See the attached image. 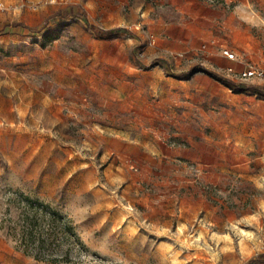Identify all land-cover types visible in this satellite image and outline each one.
<instances>
[{
	"label": "rangeland",
	"instance_id": "obj_1",
	"mask_svg": "<svg viewBox=\"0 0 264 264\" xmlns=\"http://www.w3.org/2000/svg\"><path fill=\"white\" fill-rule=\"evenodd\" d=\"M249 66L264 0H0V264H54L8 235L22 195L72 221L73 264L263 253L264 99L205 71Z\"/></svg>",
	"mask_w": 264,
	"mask_h": 264
},
{
	"label": "trees",
	"instance_id": "obj_2",
	"mask_svg": "<svg viewBox=\"0 0 264 264\" xmlns=\"http://www.w3.org/2000/svg\"><path fill=\"white\" fill-rule=\"evenodd\" d=\"M205 71L232 89L250 91L264 99V85L243 86L212 71ZM18 207V218L8 226V235L15 241L16 247L40 261L73 264L71 252L77 246L83 247V243L72 221L51 205L28 196L22 195L18 199ZM263 262L264 252L252 258L249 264Z\"/></svg>",
	"mask_w": 264,
	"mask_h": 264
},
{
	"label": "built area",
	"instance_id": "obj_3",
	"mask_svg": "<svg viewBox=\"0 0 264 264\" xmlns=\"http://www.w3.org/2000/svg\"><path fill=\"white\" fill-rule=\"evenodd\" d=\"M222 54L230 60H235L237 58V54L235 53V51L229 47H222ZM228 70L234 72L232 67H230ZM237 76L242 80L255 77L262 78L264 77V70L259 67L249 66L239 70L237 72Z\"/></svg>",
	"mask_w": 264,
	"mask_h": 264
},
{
	"label": "bare ground",
	"instance_id": "obj_4",
	"mask_svg": "<svg viewBox=\"0 0 264 264\" xmlns=\"http://www.w3.org/2000/svg\"><path fill=\"white\" fill-rule=\"evenodd\" d=\"M238 228H239V230L241 231V233H242V235H244L246 238L247 237H249V236H252L253 235V233H254V231H253V233L251 232V231H249V230H246V229H244V228H242V227H239L238 226ZM182 232V231H181ZM207 232V231H206ZM227 235V234H226ZM203 236V235H202ZM204 237V236H203ZM229 237H230V234H229ZM251 239V238H250ZM256 239V238H255ZM250 243V242H249ZM167 244V243H166ZM171 245H172V243H171ZM171 254V253H170ZM171 256V255H170ZM175 257V256H174ZM177 258V257H176ZM178 264V263H177Z\"/></svg>",
	"mask_w": 264,
	"mask_h": 264
}]
</instances>
